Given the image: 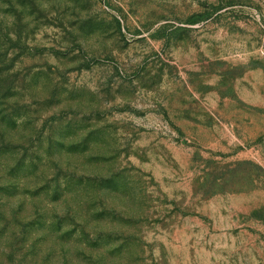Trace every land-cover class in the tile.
Here are the masks:
<instances>
[{
	"label": "rangeland",
	"instance_id": "obj_1",
	"mask_svg": "<svg viewBox=\"0 0 264 264\" xmlns=\"http://www.w3.org/2000/svg\"><path fill=\"white\" fill-rule=\"evenodd\" d=\"M0 264H264V0H0Z\"/></svg>",
	"mask_w": 264,
	"mask_h": 264
}]
</instances>
